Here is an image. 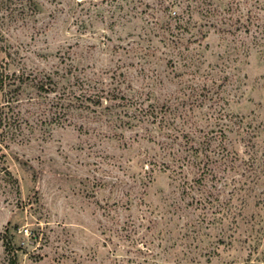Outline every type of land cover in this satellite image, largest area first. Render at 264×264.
<instances>
[{"label":"rangeland","instance_id":"rangeland-1","mask_svg":"<svg viewBox=\"0 0 264 264\" xmlns=\"http://www.w3.org/2000/svg\"><path fill=\"white\" fill-rule=\"evenodd\" d=\"M0 47V264H264V0H0Z\"/></svg>","mask_w":264,"mask_h":264},{"label":"trees","instance_id":"trees-1","mask_svg":"<svg viewBox=\"0 0 264 264\" xmlns=\"http://www.w3.org/2000/svg\"><path fill=\"white\" fill-rule=\"evenodd\" d=\"M200 7H203V9H206L205 11L209 15H214V13L216 12V8L212 9L210 7V5L208 4V2H205L204 6L201 5ZM0 51H1V47H0ZM1 69H2V67L0 65V88H1V85H3L4 80H5L3 72ZM2 126H3V116L0 113V127H2ZM4 246H5V251L8 255V264H18L17 250L13 246L11 239L10 240L7 239L4 242Z\"/></svg>","mask_w":264,"mask_h":264}]
</instances>
